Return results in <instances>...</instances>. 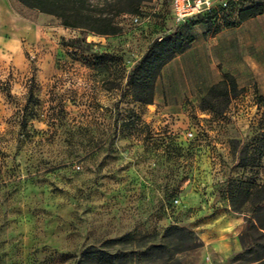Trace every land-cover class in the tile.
Masks as SVG:
<instances>
[{
    "label": "rangeland",
    "instance_id": "374dc122",
    "mask_svg": "<svg viewBox=\"0 0 264 264\" xmlns=\"http://www.w3.org/2000/svg\"><path fill=\"white\" fill-rule=\"evenodd\" d=\"M84 5L119 32L66 28L0 0V264H107L95 250L117 253L114 264H261L240 240L250 246L251 208L232 205L227 179L241 172L264 98L238 88L228 103L209 96L217 112L202 110L212 78L190 46L162 68L153 102L135 101L125 76L148 44L208 22L176 23L169 0H142L140 14L119 12L124 0ZM171 224L192 233L166 234ZM154 243L167 248L140 259Z\"/></svg>",
    "mask_w": 264,
    "mask_h": 264
},
{
    "label": "trees",
    "instance_id": "16d2710c",
    "mask_svg": "<svg viewBox=\"0 0 264 264\" xmlns=\"http://www.w3.org/2000/svg\"><path fill=\"white\" fill-rule=\"evenodd\" d=\"M18 1L28 8L58 16L61 25L66 28L86 30L88 33L97 35L116 34L120 30V27L113 23L112 19L96 14L90 15L85 8V0ZM124 1L129 6L126 9H120L119 12L124 11L140 14V2L142 0ZM262 13H264V3L258 0H235L231 2L228 10L220 12V15L218 11L214 10L209 13L190 17L181 24L191 20L198 21L197 19H201L208 22L207 30L216 31L220 27L231 26ZM216 23L220 25L216 26ZM77 40V38L72 39L70 41L72 43L70 44H73ZM193 40L194 37L191 35L185 37L176 28L161 38H154L148 44L142 55L125 76L126 83L130 86L131 94L135 101L142 104H150L153 102L155 81L162 68L177 54L184 52ZM237 89L238 86L234 77L229 73H223L222 79L209 87L208 96L202 98L200 108L202 110L217 112L209 96L214 98L222 96L225 102L228 103L235 95ZM257 126V133L249 138V142L243 144L238 156L236 166L241 168V172L237 176H229L227 179V197L236 209H239L244 204L250 206L251 214L245 233L250 246L247 248L244 236H241L240 240L244 250L246 249L245 251L249 253L254 252L251 261L264 264V241L258 240L259 236H264V180L258 177V172L255 170L257 167L263 166L264 111ZM251 226L255 228V231H249ZM176 231L182 232L185 235L192 233L191 230L174 224L165 228L166 234H172ZM254 232H259V236H256ZM188 237L190 238V236ZM166 248V243H154L146 246L144 249L138 250L137 253L141 259L142 256H146L153 251H163ZM94 253L98 255V258H96L98 261L107 264H114V261L118 258L117 253H109L102 250H95Z\"/></svg>",
    "mask_w": 264,
    "mask_h": 264
},
{
    "label": "crops",
    "instance_id": "0c3cea01",
    "mask_svg": "<svg viewBox=\"0 0 264 264\" xmlns=\"http://www.w3.org/2000/svg\"><path fill=\"white\" fill-rule=\"evenodd\" d=\"M198 32L190 46L200 70L210 72L209 86L219 82L223 73H229L238 88L245 87L248 93L253 89L264 98V13L216 31ZM235 118L239 124L247 120L238 114Z\"/></svg>",
    "mask_w": 264,
    "mask_h": 264
},
{
    "label": "built area",
    "instance_id": "2783aa9c",
    "mask_svg": "<svg viewBox=\"0 0 264 264\" xmlns=\"http://www.w3.org/2000/svg\"><path fill=\"white\" fill-rule=\"evenodd\" d=\"M232 1L235 0H169L171 16L176 23H182L190 17L212 11L220 12L228 10ZM143 19V20H142ZM149 16L132 15L131 20L134 25H139L142 21H147ZM186 136L192 137L191 131Z\"/></svg>",
    "mask_w": 264,
    "mask_h": 264
}]
</instances>
